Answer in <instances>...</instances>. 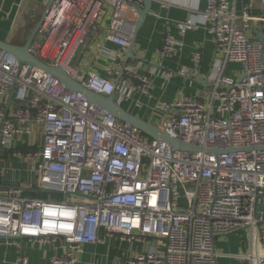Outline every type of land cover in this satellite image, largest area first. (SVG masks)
Here are the masks:
<instances>
[{
    "label": "built area",
    "instance_id": "1",
    "mask_svg": "<svg viewBox=\"0 0 264 264\" xmlns=\"http://www.w3.org/2000/svg\"><path fill=\"white\" fill-rule=\"evenodd\" d=\"M145 1L55 0L29 51L118 103L136 91L148 97L151 81L134 70L112 82L77 63L80 49L108 16L104 39L129 47L133 32L125 14L137 16ZM261 7L256 18L247 6L237 14L228 0H207L203 24L218 56L208 75L211 103L186 96L161 104L155 125L198 149L192 152L151 140L0 50V107L14 89L9 113L0 111V147L26 146L29 151L19 156L35 169L37 188L60 197L27 199L19 189L0 188V239L50 244L61 238L63 254L51 263L76 264L84 245L102 242L98 233L103 230L106 237L153 240L156 248L134 255L129 264H216V241L247 231L245 261L264 264V44L247 34L251 25L264 26V0ZM176 27L183 35L198 25L187 20ZM181 47L168 36L159 56ZM228 64L238 66L233 77L225 75ZM36 136L40 144L34 150ZM15 264H28V259L20 255Z\"/></svg>",
    "mask_w": 264,
    "mask_h": 264
},
{
    "label": "crops",
    "instance_id": "2",
    "mask_svg": "<svg viewBox=\"0 0 264 264\" xmlns=\"http://www.w3.org/2000/svg\"><path fill=\"white\" fill-rule=\"evenodd\" d=\"M49 1L0 0V41L22 47L41 21ZM228 3L229 9L234 13L239 14L247 6L251 17L259 18L262 15L261 0H228ZM206 5L207 0H151L150 12L145 14L136 32L132 55L128 54L129 47L122 48L99 35L89 39L86 46L80 49V66L84 70L91 69L112 82L117 79L125 80L126 70H134L136 75L148 78L153 86L150 96H143L136 91L128 100L119 101V105L127 113L150 124L154 123L153 125L158 123L157 107L161 104H170L182 97L191 96L209 105L212 87L208 75L218 56L213 38L203 24ZM125 17L133 32L138 14L136 16L127 12ZM187 20L196 22L198 28L181 35L176 24ZM256 32L263 35L264 41V26L251 25L247 34L256 39ZM168 36L180 41L182 47L170 55L160 57L163 41ZM113 54H120L121 58L112 60L110 57ZM108 55L110 56L107 57ZM181 69L186 71L187 76L167 78L165 75L168 71L178 72ZM237 70L236 64H228L225 75L233 77ZM8 95L9 93L0 107L5 115L14 104L12 98V105L5 109ZM1 123L0 117V126ZM34 143L36 146L33 149L36 150L40 144L38 136ZM11 150L2 149L0 153V188L19 189L21 197L27 199L60 200L58 194L37 188V175L33 166L19 156L22 153L15 154ZM23 183L30 188H23ZM98 237L102 242L84 245L76 264H129L134 255L156 248L149 238L143 241H126L118 235L106 237L103 230L99 231ZM63 246L61 238H56L50 244L21 238L0 239V264H15L20 255L27 257L28 264H52L53 256L63 254ZM215 250L218 253L216 264H247L244 259L249 254L247 231L219 238ZM258 252L261 253L262 249L258 248Z\"/></svg>",
    "mask_w": 264,
    "mask_h": 264
},
{
    "label": "water",
    "instance_id": "3",
    "mask_svg": "<svg viewBox=\"0 0 264 264\" xmlns=\"http://www.w3.org/2000/svg\"><path fill=\"white\" fill-rule=\"evenodd\" d=\"M54 1L55 0H50L48 2L41 21L39 22L37 27L33 30V32L28 36L26 43L22 47L10 45L3 41H0V50L5 54L13 56L17 60L20 66L28 65V66H32L36 69L44 71L45 73L57 79L69 91L81 94L89 105H93V106H97L101 108L106 113H108L113 118H115L116 120L122 123L128 124L132 128L139 131L144 136L149 137L151 140L157 143L167 144L172 148V150L189 151V152L198 151L196 147L183 143L178 139L172 138L171 136L166 134L164 131L159 130L155 125L150 124L145 120H142L134 115L127 113L126 111L122 109V107L115 100L113 95L104 96V95L96 94L92 91H89L88 89L83 87L81 84L71 79L62 68L46 65L30 53L29 47L32 44L36 36V33L43 21V18L48 13ZM150 5H151V0H146L143 3L142 8L139 7L137 9L138 19L134 24V31L132 34V39L130 41L129 50H128L129 55H132L131 51L134 45L136 32L145 14L150 12ZM256 41L261 44H264L263 35H260L259 32H256ZM13 91H14L13 88L10 89L9 91L8 100L5 105V109H8V107L12 105L11 100L13 96ZM1 152H2V149L0 147V153Z\"/></svg>",
    "mask_w": 264,
    "mask_h": 264
},
{
    "label": "rangeland",
    "instance_id": "4",
    "mask_svg": "<svg viewBox=\"0 0 264 264\" xmlns=\"http://www.w3.org/2000/svg\"><path fill=\"white\" fill-rule=\"evenodd\" d=\"M108 20H109V16L105 18V20H104L103 24L101 25L100 29L98 30L96 36H99V35H103V34H104V31H105V29H106V27H107V22H108ZM79 65H80V62H79ZM80 67H81V66H80ZM153 124H154V123H153ZM22 186H23V188H25V189H26V188H30V186L27 185L26 183H23ZM56 195H57V194H56ZM57 197H59V196L57 195ZM65 199H66L67 201H69V200H70V197L67 196V197H65Z\"/></svg>",
    "mask_w": 264,
    "mask_h": 264
},
{
    "label": "trees",
    "instance_id": "5",
    "mask_svg": "<svg viewBox=\"0 0 264 264\" xmlns=\"http://www.w3.org/2000/svg\"><path fill=\"white\" fill-rule=\"evenodd\" d=\"M29 151V149L26 147V146H23V145H20V146H18L17 148H15V149H12L11 150V152L12 153H26V152H28Z\"/></svg>",
    "mask_w": 264,
    "mask_h": 264
}]
</instances>
